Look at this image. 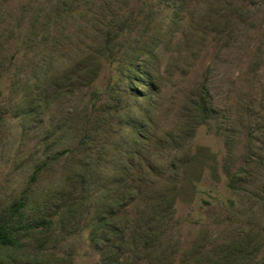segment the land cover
<instances>
[{
	"label": "rangeland",
	"instance_id": "1",
	"mask_svg": "<svg viewBox=\"0 0 264 264\" xmlns=\"http://www.w3.org/2000/svg\"><path fill=\"white\" fill-rule=\"evenodd\" d=\"M19 198L0 264H264V0H0Z\"/></svg>",
	"mask_w": 264,
	"mask_h": 264
},
{
	"label": "trees",
	"instance_id": "2",
	"mask_svg": "<svg viewBox=\"0 0 264 264\" xmlns=\"http://www.w3.org/2000/svg\"><path fill=\"white\" fill-rule=\"evenodd\" d=\"M140 53H145V48L143 47L140 51ZM138 55V53H137ZM138 56H136V58H131L129 59L128 62V71L131 72L132 71V66L136 65L134 63H136ZM136 126V125H135ZM134 126V129H135ZM44 164L38 166L37 168H35L31 174V179L34 180L35 176H36V172L40 171V169L42 168ZM42 202H45V200L42 199ZM39 203V201L37 202ZM26 201L24 199L19 198L17 200V202L15 204H13L7 212V216L6 218H2L0 219V245H12L15 244L17 242V233L23 229H26V227L28 226H32L34 225V223H36V221H38L39 219H45V215L40 214L37 217H33L30 220H28L27 222H24L22 220V217L24 216V213L26 212ZM41 210V209H39ZM49 219H47V222H43L42 225H48L47 223H49ZM39 223V222H38ZM118 248V247H117ZM117 252H116V248H115V260L117 259Z\"/></svg>",
	"mask_w": 264,
	"mask_h": 264
}]
</instances>
